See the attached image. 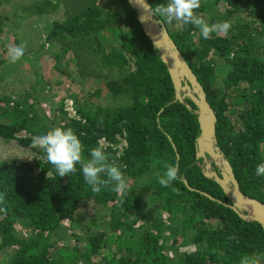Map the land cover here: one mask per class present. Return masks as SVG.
<instances>
[{
  "label": "trees",
  "instance_id": "obj_1",
  "mask_svg": "<svg viewBox=\"0 0 264 264\" xmlns=\"http://www.w3.org/2000/svg\"><path fill=\"white\" fill-rule=\"evenodd\" d=\"M101 1L13 4L25 15L19 28H32L30 19L46 24L40 49L25 42L26 51L38 58L47 49L55 62L73 51L83 76L89 69L120 98L95 109L77 105V118L61 107L62 115L50 120L44 115L50 108L42 106L50 98L43 94L50 84L36 79L14 97L0 92V137L38 157L36 164L0 162V264H264L263 227L232 210L222 188L199 165L204 159L197 158L201 130L195 103L176 98L160 52L129 1L112 0L109 6L111 0H104L103 8ZM10 2L0 0V9ZM149 2L155 12L168 0ZM60 7L64 20H54ZM195 14L209 24L229 21L231 29L206 40L195 25L156 17L217 114L218 146L242 193L264 203V176L255 172L264 162V0H200ZM7 19L0 14V38L3 27H14ZM21 35L14 34V45L23 43ZM9 61L0 58V69ZM53 127L75 132L84 162L102 147L106 168L119 167L126 188L115 192L105 170L100 178L107 183L92 191L79 164L59 177L44 150L33 146L35 136ZM121 139L124 149L117 147ZM168 165L178 166L179 178L165 187L159 177ZM88 202L94 209L85 216L80 211ZM180 220L183 241L167 233ZM181 249L187 250L181 254Z\"/></svg>",
  "mask_w": 264,
  "mask_h": 264
},
{
  "label": "rangeland",
  "instance_id": "obj_2",
  "mask_svg": "<svg viewBox=\"0 0 264 264\" xmlns=\"http://www.w3.org/2000/svg\"><path fill=\"white\" fill-rule=\"evenodd\" d=\"M22 0H12V2L7 3L0 9V14L8 16V21L14 24V27L10 29L9 27H3L2 30L5 34L0 38V58L9 59L8 49L10 47H16L14 45V34L19 32L23 35V43H31L33 50L37 51L40 49V46L45 40V23L40 20H33L28 24L32 25V28L26 27V25L19 28L20 24L23 21L25 15L20 11H16L13 7V4H19ZM111 1L107 2V5H111ZM104 0L101 1V8L104 7ZM120 12V11H119ZM64 10L60 7L59 12L55 15V19L64 20ZM24 24V23H23ZM16 25V26H15ZM124 25V22H123ZM17 28V29H16ZM21 35V36H22ZM21 45V44H20ZM26 54L25 57H22L16 63H11L10 61L1 67L0 71V92H4L6 95L11 96L14 93H21L22 90L28 89L31 81L42 80L43 83H48L50 86L43 93L45 96H50L48 100L43 101L42 106L50 108L48 114H44L42 110V115H46L48 119L52 120L54 116L60 111L61 107L66 109L69 115L72 118H77V110L79 106H88L89 108H97L99 106L107 107L115 104L119 97H114V94L107 88L104 81L97 82L94 80V75L89 74V69H84L85 73L83 76L82 63L73 61V51L67 53L65 57L62 58L59 69H55L56 64L55 60L51 57V52L47 49L41 52L38 55V58H35L34 53L30 51H24ZM3 69V71H2ZM133 69V68H131ZM53 88V93L49 91L50 88ZM14 97V95H13ZM77 100V104L75 100ZM63 100L62 105L60 102ZM121 102V101H119ZM79 105V106H77ZM61 114V113H59ZM62 115V114H61ZM25 133L19 134V136H25ZM120 141V139H118ZM105 146L108 143L103 142ZM127 146L126 141L121 139V142L117 145L118 148L124 149ZM121 154V152H119ZM14 162L16 165H21L22 163H32L36 164L38 161L37 155L33 152L22 148L15 141H8L5 138L0 137V162ZM208 164H211V169H218L219 167L215 165L214 161L209 158L207 161H202L199 165L203 168V171H207L206 167ZM220 165V164H219ZM39 169L35 171L37 174ZM94 205L92 202H88L81 213L87 216L89 213L93 212ZM243 212L248 216L246 209H243ZM181 217V216H180ZM166 218V219H165ZM164 222L167 226L170 225V218L165 217ZM182 218V217H181ZM249 220V219H248ZM165 224V225H166ZM176 224V223H175ZM183 223L180 220V223H177L173 229H168L167 233L172 234L174 232L175 238H179L181 241L184 240L182 235ZM192 233L191 230L187 229V235L190 236ZM63 242V241H62ZM187 248V247H185ZM187 249H181L180 253L184 254V251ZM1 256V255H0Z\"/></svg>",
  "mask_w": 264,
  "mask_h": 264
},
{
  "label": "water",
  "instance_id": "obj_3",
  "mask_svg": "<svg viewBox=\"0 0 264 264\" xmlns=\"http://www.w3.org/2000/svg\"><path fill=\"white\" fill-rule=\"evenodd\" d=\"M128 1L136 12L137 20L144 33L153 47L160 52L161 60L166 65L174 84L176 98L181 102H184L185 98H190L197 107L195 114L198 116L201 130L197 138V158H202L203 161L211 158L216 166H220L219 174L217 171L210 170L211 164H208L207 171H204L205 177L214 179L222 188L225 196L232 203L229 205L232 210L239 213L246 221L259 223L264 229V203L242 193L232 165L218 146L217 114L211 107L204 88L171 38L166 25L151 11L149 0H143V3H140V0ZM243 209L249 213L248 216Z\"/></svg>",
  "mask_w": 264,
  "mask_h": 264
},
{
  "label": "clouds",
  "instance_id": "obj_4",
  "mask_svg": "<svg viewBox=\"0 0 264 264\" xmlns=\"http://www.w3.org/2000/svg\"><path fill=\"white\" fill-rule=\"evenodd\" d=\"M143 3V0H140ZM147 5H145L146 7ZM148 7V6H147ZM200 0H168L167 4L155 12L156 15L166 19L169 23L173 21L182 22L183 25H195L204 39H209L210 35L227 33L231 29L229 21H222L209 24L203 18L195 14L199 9ZM25 51V45L21 44L8 49L11 63L20 60ZM66 110V109H65ZM105 141H102V143ZM106 143V142H105ZM104 145V144H103ZM33 146L44 150L47 160L54 167L59 177L69 176L75 171L79 164L83 173L84 180L92 187V191L99 192L101 186L107 182L100 178V174L107 171L108 181L113 183V190L119 193L126 188L125 178L121 169L117 166L106 168L107 156L102 147H97L91 151V159L87 162L82 160V143L72 129L63 127H53L42 131L33 139ZM255 172L258 176H264V162L257 165ZM178 166L168 165L159 177L162 186H169L178 180ZM242 264H248L247 260H242Z\"/></svg>",
  "mask_w": 264,
  "mask_h": 264
},
{
  "label": "flooded vegetation",
  "instance_id": "obj_5",
  "mask_svg": "<svg viewBox=\"0 0 264 264\" xmlns=\"http://www.w3.org/2000/svg\"><path fill=\"white\" fill-rule=\"evenodd\" d=\"M214 171H217L219 174H220V172H219V170L218 169H213ZM232 204V203H231Z\"/></svg>",
  "mask_w": 264,
  "mask_h": 264
}]
</instances>
